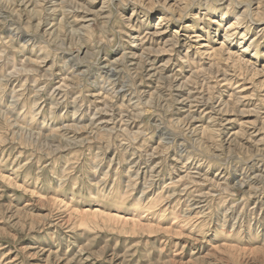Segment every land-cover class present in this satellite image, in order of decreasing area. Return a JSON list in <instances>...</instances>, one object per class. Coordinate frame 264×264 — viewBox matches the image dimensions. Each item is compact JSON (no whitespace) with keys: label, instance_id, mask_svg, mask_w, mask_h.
<instances>
[{"label":"rangeland","instance_id":"obj_1","mask_svg":"<svg viewBox=\"0 0 264 264\" xmlns=\"http://www.w3.org/2000/svg\"><path fill=\"white\" fill-rule=\"evenodd\" d=\"M0 264H264V0H0Z\"/></svg>","mask_w":264,"mask_h":264},{"label":"bare ground","instance_id":"obj_2","mask_svg":"<svg viewBox=\"0 0 264 264\" xmlns=\"http://www.w3.org/2000/svg\"><path fill=\"white\" fill-rule=\"evenodd\" d=\"M225 39H226V35H225V37H224ZM110 71V70H109Z\"/></svg>","mask_w":264,"mask_h":264}]
</instances>
